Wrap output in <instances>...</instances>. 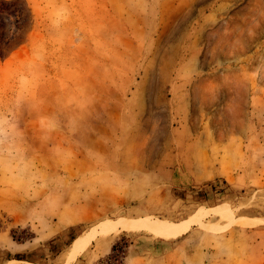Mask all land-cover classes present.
<instances>
[{
    "label": "rangeland",
    "instance_id": "1",
    "mask_svg": "<svg viewBox=\"0 0 264 264\" xmlns=\"http://www.w3.org/2000/svg\"><path fill=\"white\" fill-rule=\"evenodd\" d=\"M141 217L199 228L179 264H264V0L0 15V264L68 227L96 236L50 264H150L176 236L100 225Z\"/></svg>",
    "mask_w": 264,
    "mask_h": 264
},
{
    "label": "crops",
    "instance_id": "2",
    "mask_svg": "<svg viewBox=\"0 0 264 264\" xmlns=\"http://www.w3.org/2000/svg\"><path fill=\"white\" fill-rule=\"evenodd\" d=\"M198 230L199 228L194 225L187 233L179 237L164 238L153 236L154 238L152 240L146 241V246L144 245L136 249L135 257H144L147 253L148 257L154 259V262L150 264H179L176 256L179 249L182 247L183 239L196 236L195 234H197L196 231ZM83 233L84 232L76 230L75 227L65 228L61 233L40 243L35 248L13 253L7 260L8 262L15 259L22 263L50 264L55 259H58L59 256ZM106 241L107 240L104 238V242ZM188 248L192 250V248L194 249L195 247L194 245H190L187 249Z\"/></svg>",
    "mask_w": 264,
    "mask_h": 264
},
{
    "label": "bare ground",
    "instance_id": "3",
    "mask_svg": "<svg viewBox=\"0 0 264 264\" xmlns=\"http://www.w3.org/2000/svg\"><path fill=\"white\" fill-rule=\"evenodd\" d=\"M103 232H113L117 229H138L147 228L153 232H160L170 236H180V231L169 219L141 217L134 220L120 219V220H107L100 224ZM95 234H92L89 230L84 232L73 244L69 259L75 260L77 256L82 252L84 247L95 238Z\"/></svg>",
    "mask_w": 264,
    "mask_h": 264
},
{
    "label": "trees",
    "instance_id": "4",
    "mask_svg": "<svg viewBox=\"0 0 264 264\" xmlns=\"http://www.w3.org/2000/svg\"><path fill=\"white\" fill-rule=\"evenodd\" d=\"M18 4V0L16 1H0V15H2V13L4 12L5 9H8L10 7H13V6H17ZM7 7V8H6ZM19 21L17 20V23Z\"/></svg>",
    "mask_w": 264,
    "mask_h": 264
}]
</instances>
